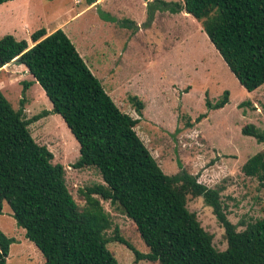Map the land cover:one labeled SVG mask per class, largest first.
Masks as SVG:
<instances>
[{
	"label": "trees",
	"instance_id": "trees-1",
	"mask_svg": "<svg viewBox=\"0 0 264 264\" xmlns=\"http://www.w3.org/2000/svg\"><path fill=\"white\" fill-rule=\"evenodd\" d=\"M8 0H0V4ZM96 0H89L92 4ZM149 5V4H148ZM195 16L231 71L249 91L264 85V0H183L172 11ZM27 39L6 34L0 39V68L24 64L45 89L53 108L27 118L24 101L17 109L0 88V215L4 202L26 236L44 254V264H120L107 244L127 245L136 259L160 264H264V217L238 230L227 215L222 187L199 181L181 164L166 173L136 130L140 118L124 112L92 72L63 28L41 27ZM142 116L144 102L132 97ZM229 90L209 108H222ZM50 113L61 114L80 144L75 167L96 166L104 183L82 190L79 204L65 180V167L33 136L30 124ZM204 116V115H203ZM202 117V116H200ZM244 134L264 142V129L245 125ZM264 183V149L242 166ZM202 196L225 227L228 246L219 250L213 235L188 207V196ZM102 200L134 220L149 247L141 252L115 226ZM15 241L0 229V264Z\"/></svg>",
	"mask_w": 264,
	"mask_h": 264
},
{
	"label": "rangeland",
	"instance_id": "rangeland-1",
	"mask_svg": "<svg viewBox=\"0 0 264 264\" xmlns=\"http://www.w3.org/2000/svg\"><path fill=\"white\" fill-rule=\"evenodd\" d=\"M180 2L183 0H96L92 4L89 0H8L0 4V39L13 34L33 45L26 25L48 31L63 28L118 106L140 118L136 130L163 170L176 174L182 164L206 185L221 186L228 218L242 230L248 222L264 217V183L242 169L250 156L264 149V142L242 131L249 123L264 129V85L254 91L242 85L202 23L185 10H171ZM30 11L40 15L30 18ZM34 80L24 64L12 61L0 68V88L15 108L24 101L27 118L53 108L45 89ZM225 90H229L226 105L209 108L207 101L215 103ZM133 96L144 102L142 116ZM30 129L54 153L53 163L65 167L69 190L85 205L82 190L105 181L96 166L75 167L80 144L62 115L43 116ZM102 202L114 222L106 235H113L118 226L141 252H149L134 220L110 201ZM188 207L212 233L214 245L225 250V227L212 206L202 196L189 195ZM0 229L15 238L10 264L45 263L44 254L27 238L7 202ZM107 246L120 264H160L136 259L122 242L110 241Z\"/></svg>",
	"mask_w": 264,
	"mask_h": 264
},
{
	"label": "crops",
	"instance_id": "crops-1",
	"mask_svg": "<svg viewBox=\"0 0 264 264\" xmlns=\"http://www.w3.org/2000/svg\"><path fill=\"white\" fill-rule=\"evenodd\" d=\"M28 15H29V17L31 18V17H34V15H35V17L34 18H36L37 17V15H40V14H37L36 12H34V11H30L29 13H28ZM38 18V17H37ZM27 24V22L25 21V25ZM26 28L28 29L27 30V33H30V34H32L35 30H37V29H35V28H33V27H31V24L30 25H26ZM46 28V27H45ZM56 30V29H55ZM48 31V30H47ZM54 31V30H53ZM53 31H48V33H51V32H53Z\"/></svg>",
	"mask_w": 264,
	"mask_h": 264
}]
</instances>
